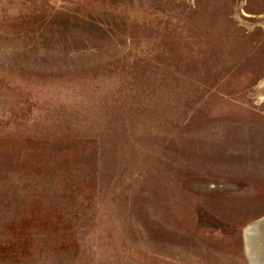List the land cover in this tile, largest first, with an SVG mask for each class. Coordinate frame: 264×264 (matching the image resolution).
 <instances>
[{
	"label": "rangeland",
	"instance_id": "374dc122",
	"mask_svg": "<svg viewBox=\"0 0 264 264\" xmlns=\"http://www.w3.org/2000/svg\"><path fill=\"white\" fill-rule=\"evenodd\" d=\"M262 218L264 0H0V264H247Z\"/></svg>",
	"mask_w": 264,
	"mask_h": 264
},
{
	"label": "water",
	"instance_id": "95a60500",
	"mask_svg": "<svg viewBox=\"0 0 264 264\" xmlns=\"http://www.w3.org/2000/svg\"><path fill=\"white\" fill-rule=\"evenodd\" d=\"M264 226V218L255 221L254 223L250 224L245 228L242 234V241H243V252L247 264H260V256L262 242L255 241L253 236L258 232L262 231Z\"/></svg>",
	"mask_w": 264,
	"mask_h": 264
},
{
	"label": "bare ground",
	"instance_id": "6f19581e",
	"mask_svg": "<svg viewBox=\"0 0 264 264\" xmlns=\"http://www.w3.org/2000/svg\"><path fill=\"white\" fill-rule=\"evenodd\" d=\"M253 239L257 242H259L258 240H261L262 242V247H261V253H259V256H260V264H264V226H263V229L262 231H258L254 236H253Z\"/></svg>",
	"mask_w": 264,
	"mask_h": 264
}]
</instances>
